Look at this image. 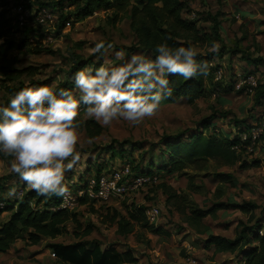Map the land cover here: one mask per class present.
<instances>
[{
    "label": "rangeland",
    "instance_id": "1",
    "mask_svg": "<svg viewBox=\"0 0 264 264\" xmlns=\"http://www.w3.org/2000/svg\"><path fill=\"white\" fill-rule=\"evenodd\" d=\"M58 2L59 0H0V6L6 3L9 7L14 4H17L15 7L43 4L54 18L52 22L40 25L44 37L39 44L50 49L51 54H31L27 51L19 53L15 49L7 52L9 58L17 59L13 68H25L28 71L18 80L0 83V103L7 104L9 100L11 94L6 90L8 86H25L26 83L57 86L72 76L71 67L78 59H89L91 63L97 64L103 59L119 63L132 53H138L128 50L136 40L128 20L123 19L111 26L108 23L109 13L104 11L94 12L93 15L74 22L69 21V25L65 24L61 33L56 34L62 20L61 14H67L74 7L64 1L62 13L53 11L55 7L52 6ZM190 7L193 13L184 16L198 20V25L206 29L211 26L210 16L220 13L222 42L232 49L243 50L252 58L264 59V0H192ZM27 26L35 25L28 22ZM21 35L18 34L16 39ZM98 40H104L106 46L111 45L101 61H97L100 53L91 52ZM216 48L218 45L208 47L206 51L213 52ZM121 49L124 56L118 58L114 53ZM240 57L233 56L231 61L228 57L222 60L213 58L211 64H218L219 70L212 92L205 98L196 100L192 105L187 104L184 99L174 104L163 103L152 117L140 124L118 120L105 126L96 121L102 127V132L95 138L88 137L82 127L91 118L86 117L83 111L85 106H81L77 117L80 136L77 151L80 159L70 168L72 170H65L66 186H77L79 176H84L87 181L93 178L99 165L103 168V175L123 166L130 169L134 164L143 162L142 159H157L165 143L172 138L179 137L182 140L194 133H211L213 128L231 132L235 136L236 132L230 131L234 121H245L253 127L259 118V107L254 106L253 95L261 82H264V68L252 67ZM244 71L249 73L244 75ZM31 72L33 74L29 75ZM237 84L239 89L235 87ZM207 122H210L208 128L203 129ZM213 124L215 127H211ZM117 143H123L125 151L122 157L106 150L108 146L118 150ZM252 150L251 152L249 147L247 152H240L234 166H221L210 161L202 171L186 170L192 183L190 188L187 176L166 173L150 177L147 183L119 198L105 203L94 201L79 205L70 211L73 219L65 224L66 234L54 239L44 238L33 246L17 241L6 254L0 255V264H60L48 248L55 243H79L88 250L120 253L130 250L136 262L128 264H246L241 250L233 253L219 252L213 247H206V244L210 236L219 235L233 240L244 228L249 227L252 229L247 235L249 238L264 236V131ZM10 159L0 158L1 183V178L8 177L1 191L4 198H11L7 195L11 187L17 188L18 195L14 198L21 194V189L17 187L18 176L8 166ZM161 163L164 164V161H155L158 166ZM90 170V174L86 175ZM218 173L229 174L234 181L232 184L220 185L214 178ZM167 188L175 190L200 209L209 208L214 202H224L245 206L248 211L243 213L235 208L220 210L215 217H206L201 225L193 227L172 207L173 200L166 203L167 194L164 190H168ZM217 188L223 192L221 196ZM131 203L143 206L146 210L156 209L153 225L164 229L169 235L151 234L139 227H135L130 234L117 233V224L112 223L110 218L115 214L114 210L117 216L127 218L125 207ZM251 205L256 208L253 209ZM7 218L8 213H2L0 224Z\"/></svg>",
    "mask_w": 264,
    "mask_h": 264
},
{
    "label": "trees",
    "instance_id": "2",
    "mask_svg": "<svg viewBox=\"0 0 264 264\" xmlns=\"http://www.w3.org/2000/svg\"><path fill=\"white\" fill-rule=\"evenodd\" d=\"M64 1L67 2V5L74 6L65 15L61 12ZM191 1L59 0L55 6H52L55 7L52 9L53 11L62 13V20L58 24L55 33L60 34L65 24L69 23V21L74 22L80 18L91 16L94 12L104 11L109 13L108 23L111 26L123 19L128 20L130 30L136 39L134 46L128 49L129 51L144 52L154 57L156 44L164 40H167L168 44L173 47L192 45L197 51V60L201 63H207L208 74L206 76L197 75L190 79H185L179 75H169L167 78L170 81L173 94L161 102V104H174L180 99H184L187 104L192 105L196 100L205 98L212 92L211 88L217 79L219 70L218 64H211L213 58L222 60L224 57H228L229 61H231L233 56L240 55L242 61L255 68H264V59L262 57L252 58L250 55L245 54L243 50L232 49L222 42L220 13L210 16L209 22L211 26L208 29L198 25V20L185 17L184 15L189 16L193 13L190 7ZM42 5L36 3L35 5L23 6V8L33 12L27 19V23L35 25H25L23 27H19L15 20V16L12 13L13 6L9 7L6 3L0 6V83L18 80L28 71L25 68H13L17 59L15 57L9 58L6 55L8 51L15 49L19 53L24 51L31 54L52 53L50 49L44 48L39 44L44 37V33L36 22L34 12L40 8H45ZM18 34L22 35L16 39ZM215 45H218L215 51H206L208 47H215ZM87 64L98 65L97 62L91 63L89 59H78L72 65L70 72L74 73L77 69L85 67ZM248 73L244 71L243 74L247 75ZM32 74V72L29 73V75ZM22 87H24L23 84H18L16 87L8 86L6 90L9 94H13ZM56 87L72 88L74 85L69 81V78H66L63 82L57 84ZM258 87V90L253 95V104L256 107H261L264 103V82H261ZM209 123L204 124L203 129H207ZM231 124L232 126L230 127L233 129H230V131L236 132L235 136L231 132L213 128L212 130L214 131L211 133H194L182 140L179 137L172 138L165 143L162 153L157 159L150 158L146 161L142 159L141 161L143 162H138L131 166L130 171L133 175L142 174L147 177L161 176L166 173H180L181 176H187L186 170L202 171L210 161L217 162L221 166H234L239 159V153L247 152V147L249 146V140L242 141L240 135L237 134L248 133L252 126L245 121H234ZM213 126L214 124L211 127ZM82 127L90 138H95L102 132V127L92 119L86 120ZM117 145L119 147L118 150L112 146H108L106 150L112 155L119 154L122 157L125 151L123 143H117ZM0 158L10 159V157H6L3 154H0ZM159 159L163 160L164 164L161 163L159 166L155 164V161ZM70 170L72 169H67V171ZM90 172L91 170L86 175H89ZM95 172L94 177L98 178L102 175L103 168L99 165ZM214 178L217 179L220 185L232 184L234 181L231 175L224 173L215 174ZM1 179L3 182L1 183L0 180V194L5 187L3 183H6L5 179H8V177ZM86 181L84 176H79L77 186H82ZM17 187L21 189L20 197L5 198L7 201L6 206L3 211H0V215L4 212L8 213V218L0 224V254L8 252L17 241H24L28 245L33 246L38 245L44 238L54 239L66 234L65 224L70 219H73L70 211L60 208L61 196L52 195L45 197L38 195L35 190L30 189L20 180L17 181ZM190 187H192V183L189 178ZM167 189L164 190L167 194L166 203L173 200L172 207L181 217H185L187 224L193 227L201 225L202 220L206 217H215L220 210L235 208L243 213L248 211L245 206L224 202H214L209 208L200 209L184 196L178 195L175 190ZM219 189L217 188V192L221 196L223 192ZM89 202L93 201H88L84 198L80 201V205H85ZM251 207L253 209L256 208L254 205H251ZM125 208L127 218L117 216L115 210V214L110 218L112 223L117 224V233L121 235L130 234L135 227H139L151 234L169 235L164 229L148 222L145 215V207L131 203ZM75 223L78 224L77 221ZM251 232L252 229L250 227L244 228L240 235L233 240L219 235L210 236L206 247H213L216 251L229 253L241 250L246 264H264V236L252 239L247 236ZM255 243H257L256 246ZM48 248H50L55 260L60 264H128L136 262V258L130 250L121 253L97 249L88 250L79 243L70 245L55 243Z\"/></svg>",
    "mask_w": 264,
    "mask_h": 264
},
{
    "label": "clouds",
    "instance_id": "3",
    "mask_svg": "<svg viewBox=\"0 0 264 264\" xmlns=\"http://www.w3.org/2000/svg\"><path fill=\"white\" fill-rule=\"evenodd\" d=\"M110 47L98 40L91 52L100 53L101 61ZM154 51V57L138 52L119 63L103 59L79 68L69 77L72 88L26 83L7 104L0 103V154L11 158V172L38 195L63 196L69 191L65 170L80 159L77 117L82 105L86 117L105 126L118 120L140 124L172 96L169 75L190 79L208 74L207 63L197 60L190 44L173 47L164 40ZM114 55L123 57L124 51ZM7 195L17 196V188H9Z\"/></svg>",
    "mask_w": 264,
    "mask_h": 264
},
{
    "label": "built area",
    "instance_id": "4",
    "mask_svg": "<svg viewBox=\"0 0 264 264\" xmlns=\"http://www.w3.org/2000/svg\"><path fill=\"white\" fill-rule=\"evenodd\" d=\"M15 7V6H14ZM12 13L15 16V20L19 27L27 25V19L33 14L29 9H24L23 6L19 5L12 8ZM36 16V22L39 25H46L48 21L52 22L53 17L51 11L49 12L45 8H40L34 12ZM69 25V23H66ZM235 87L239 89L237 84ZM263 109L259 114V118L252 129L246 134H240L242 141L249 140V146L251 152L255 146L259 136L264 131V103L261 106ZM150 180V176H143L142 174L133 175L129 167L123 166L118 169L111 170L110 172L100 175L98 178H90L87 182L83 183L82 186H67L68 191L65 195L60 198V208L71 211L78 208L80 201L86 198L88 201L96 202H108L110 200L119 198L126 193L138 189ZM5 198L0 194V211H3L6 206ZM145 215L150 224H153L157 215L156 209L145 210ZM54 257V255L52 254Z\"/></svg>",
    "mask_w": 264,
    "mask_h": 264
},
{
    "label": "crops",
    "instance_id": "5",
    "mask_svg": "<svg viewBox=\"0 0 264 264\" xmlns=\"http://www.w3.org/2000/svg\"><path fill=\"white\" fill-rule=\"evenodd\" d=\"M262 109H263L262 107H259V114H260V112L262 111ZM14 244H15V243H14ZM14 244H13V245H14ZM13 245H12V246H13ZM10 249H11V248H10ZM3 254H6V253H3ZM0 255H2V254H0Z\"/></svg>",
    "mask_w": 264,
    "mask_h": 264
}]
</instances>
